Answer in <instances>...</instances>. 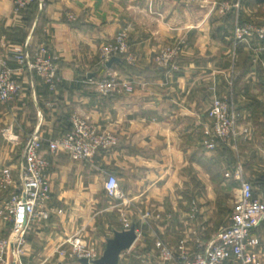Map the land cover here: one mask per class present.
Listing matches in <instances>:
<instances>
[{"label":"crops","instance_id":"crops-1","mask_svg":"<svg viewBox=\"0 0 264 264\" xmlns=\"http://www.w3.org/2000/svg\"><path fill=\"white\" fill-rule=\"evenodd\" d=\"M242 1V12L229 14L210 12L192 0H45L44 8L18 12L8 2L0 4L3 49L28 39L32 50L45 45L57 57L59 74L51 90L42 78L15 72L22 89L0 104V211L17 187L19 149L37 128L49 161L50 217L29 223L23 264H82L67 262L72 237L100 258L114 231L133 225L142 234L119 264H153L156 238L147 226L176 250L194 248L197 234L210 242L231 224L227 212L240 188L238 169L253 185L254 197L264 200V69L245 62L240 46L232 57L236 17L255 15L260 2ZM121 33L128 34L137 56L133 69L122 59L108 68L100 58L101 48ZM183 40L179 70L157 69L158 51ZM107 71L131 83L133 91L96 94L89 80ZM217 99L232 102L239 112L234 150L204 147ZM77 118L113 133L115 144L90 160L52 152L49 142L69 132ZM7 173L10 184L2 181ZM109 175L118 178L126 205L106 194ZM194 201L199 213L192 218ZM1 222L0 237L10 230L5 218ZM253 235L260 242L253 250L256 264H264V221Z\"/></svg>","mask_w":264,"mask_h":264},{"label":"built area","instance_id":"built-area-1","mask_svg":"<svg viewBox=\"0 0 264 264\" xmlns=\"http://www.w3.org/2000/svg\"><path fill=\"white\" fill-rule=\"evenodd\" d=\"M8 2L18 12L25 10L31 4L37 3L44 8L45 0H0ZM235 5L222 4L221 11L239 8ZM73 18V17H71ZM256 37L264 40V27L252 25H237L235 28L236 44H243L250 38ZM183 44L161 48L155 58L159 69L169 72L179 70L178 61L183 52ZM3 40L0 38V104L8 103L21 91V85L15 72H22L30 76H38L55 90L59 84V74L56 65L57 57L50 56L45 45L31 49L30 39L24 44H8L3 49ZM105 62L113 57H119L128 63L133 62L129 48V39L122 33L116 39L105 44L102 49ZM15 63L18 68L9 65ZM93 91L104 97L121 95L123 92H132L134 86L118 76L107 71L97 79L89 80ZM211 115L213 123L205 130L206 150H216L219 144H236L239 133L237 132V113L228 100L217 99L214 101ZM116 142V137L111 132H99L88 119L77 118L73 121L72 129L58 139L49 142L52 152H64L73 160H90L100 150L107 149ZM44 141L37 128L27 138L18 166V183L11 199L0 211L1 219L5 218L10 225L7 235L0 237V264H23L22 258L27 247V230L32 221H45L50 217L47 208L51 198V189L48 182L47 170L49 161L41 153ZM240 180V189L237 204L231 224L217 234L208 244H200V251L191 254L186 250L176 253L163 241L155 242L157 258L160 264H256L254 249L259 245V239L253 235V230L264 221V200L254 197L251 183L244 180L241 171L236 173ZM5 183H12L10 174L2 179ZM108 197L119 202L120 206L128 202L120 188L119 180L114 175H109L104 184ZM192 218H195L199 209L193 203ZM147 215H149L147 213ZM137 235L140 233L136 230ZM199 242V241H198ZM72 252L70 256L79 263L87 258L93 264L98 258L93 251L86 248L85 243L78 237L69 239ZM64 255V252H60ZM68 254V253H67Z\"/></svg>","mask_w":264,"mask_h":264},{"label":"rangeland","instance_id":"rangeland-1","mask_svg":"<svg viewBox=\"0 0 264 264\" xmlns=\"http://www.w3.org/2000/svg\"><path fill=\"white\" fill-rule=\"evenodd\" d=\"M192 1H195L194 3L195 4H198V3H200V4H204V5H208L209 6V8H210V12H220L219 14H229V13H231V12H234V11H236L237 9L235 8L234 9V7H232V8H230L229 10H226V11H221V9H220V5H222V4H228V5H230V7L232 6V5H235L237 2L239 3V8H238V11H240V12H242V7H243V4L241 3V1L242 0H223V1H221V2H216V1H209V0H192ZM243 2V1H242ZM255 5H256V7H257V11H256V13H255V15H251L250 16V14H247V13H244L243 15H240V16H237L236 17V22H235V25H233V42H234V47H235V49H233L232 50V57H234V59L235 58H237V54H238V51H236V49L238 50L239 48H237V46L239 47H241V48H243L244 50L243 51H241V58L245 61V62H252V68H255L256 70L259 68V67H261V68H263L264 69V41H261V40H259L258 38H256V37H252V38H250L249 39V41H247V42H244L243 44H236V39H235V28H236V26L237 25H241V26H243V25H252V26H254V27H264V2H261V3H259V4H256L255 3ZM248 6L250 7V8H252L251 7V4H248ZM259 6V7H258ZM237 12V11H236ZM255 12V11H254ZM242 14V13H241ZM122 34V33H121ZM127 34V33H126ZM128 35V34H127ZM116 39V38H115ZM114 39V40H115ZM128 39H129V36H128ZM113 40V41H114ZM112 41V42H113ZM184 41V40H183ZM183 41H181L179 44H182V42ZM109 43H111V42H109ZM108 44V43H107ZM177 45V44H176ZM185 45V42H184V44H183V46ZM174 46V45H173ZM165 47H169V46H164V47H162V48H165ZM129 48H130V51H131V53H132V56H133V62L131 63H128L127 61H125V60H123L127 65H128V67H129V69H133V67L135 66V64H136V62H137V56H136V54H134L133 53V51L131 50V44H130V40H129ZM184 48V47H183ZM102 49V48H101ZM161 50V49H160ZM159 50V51H160ZM158 51V52H159ZM99 54H100V58H102L103 59V56H102V51L100 50V52H99ZM158 54V53H157ZM155 58H156V56H155ZM155 58H154V63H155ZM155 67L157 68V69H159L158 67H157V65H156V63H155ZM250 69H251V67H250ZM119 77H121L120 75H118ZM122 78V77H121ZM229 103H231L232 104V102H229ZM233 105V104H232ZM234 108H235V110H236V113H237V132H238V125H239V119H240V115H239V112H238V110H237V108L234 106ZM224 146H226V147H230L231 146V148H233V150L235 149V144H233V145H227V144H219L218 145V147L217 148H219V147H224ZM22 149H19V154H21V156H22ZM21 156H20V159H21ZM239 170V169H238ZM237 170V171H238ZM237 171H236V173H237ZM241 171V170H240ZM241 174H242V171H241ZM244 180H246L245 178H243ZM240 181V180H239ZM248 181V180H247ZM240 185H241V183H240ZM252 185V184H251ZM252 187H253V185H252ZM240 189V188H239ZM239 192V191H238ZM238 192H237V194H235V197H236V199H235V202L234 203H230L231 204V210L230 211H228L227 213H228V217H229V222H231V220H232V217H233V215H234V212H235V208H236V204H237V197H238ZM253 192H254V189H253ZM231 195H230V193H228L227 195H223V196H219L220 198H221V200H223V199H228V197H230ZM110 198V197H109ZM256 198V197H255ZM226 201V200H225ZM194 203H195V205L196 206H198V202L197 201H194ZM193 203H191V205H192ZM193 206V205H192ZM199 209V208H198ZM169 217V216H168ZM170 219V218H169ZM228 225H225V226H223L222 227V229L223 228H225V227H227ZM147 228H148V230L149 231H147V233L149 234V235H152L154 238H156V240H155V242L157 241V240H161V241H163L167 246H169L170 248H172L176 253H180L182 250H186V251H188L189 253H191V254H194V253H196V252H198V251H200V247H199V245L200 244H202V245H205V244H208L209 242H204L203 241V239L197 234L196 236H195V239H196V242L194 243V248H192V249H186V248H184L183 247V249H180V250H176V249H174L171 245H169L168 243H166L164 240H163V237L164 236H161L159 233H157L156 231H155V227L154 226H147ZM139 229V228H138ZM193 229H194V227H193ZM221 229V228H220ZM221 229V230H222ZM143 230V229H142ZM196 231H194V232H192V234L194 235L195 234V232H197V227H196V229H195ZM220 232V231H219ZM140 233V235L142 234V232L140 231L139 232ZM146 234V233H145ZM184 235H183V237H185V238H187V236H188V234H189V230L187 229V228H185V230H184V233H183ZM170 237V236H169ZM199 241V242H198ZM155 242H154V246H153V248L152 249H150V251H151V254H153V258H154V262H153V264H160L159 263V260H158V258H157V254H156V249H155ZM72 252V247L70 248V251L68 252V258H70V259H65V261L67 260V262H69V261H74V263L75 262H77L76 261V259L75 258H73V257H71L70 256V253ZM235 264H236V262H235Z\"/></svg>","mask_w":264,"mask_h":264},{"label":"water","instance_id":"water-1","mask_svg":"<svg viewBox=\"0 0 264 264\" xmlns=\"http://www.w3.org/2000/svg\"><path fill=\"white\" fill-rule=\"evenodd\" d=\"M118 57L111 58L106 66L110 68L111 64L120 61ZM138 235L136 232V226H131L129 229L114 231L113 237L107 240L105 250L100 258L94 260L93 264H119L120 256L123 252L131 249L137 241ZM82 264H89L87 258L81 259Z\"/></svg>","mask_w":264,"mask_h":264},{"label":"trees","instance_id":"trees-1","mask_svg":"<svg viewBox=\"0 0 264 264\" xmlns=\"http://www.w3.org/2000/svg\"><path fill=\"white\" fill-rule=\"evenodd\" d=\"M260 3L261 2H264V0H258ZM34 5H38L37 3H34V4H31L30 6H28L26 9H29V8H31V7H33ZM262 41H264V40H262ZM119 58V57H118ZM121 59V58H120ZM224 147H226V146H224ZM8 234V233H7ZM6 234V235H7ZM5 236V235H4ZM3 237V236H2Z\"/></svg>","mask_w":264,"mask_h":264}]
</instances>
